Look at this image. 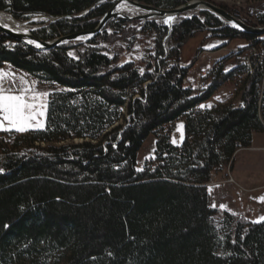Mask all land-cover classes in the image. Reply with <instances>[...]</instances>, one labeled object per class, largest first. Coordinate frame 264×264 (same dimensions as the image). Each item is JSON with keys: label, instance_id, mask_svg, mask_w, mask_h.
<instances>
[{"label": "trees", "instance_id": "obj_1", "mask_svg": "<svg viewBox=\"0 0 264 264\" xmlns=\"http://www.w3.org/2000/svg\"><path fill=\"white\" fill-rule=\"evenodd\" d=\"M132 1L174 10L193 0ZM113 6V0H0V12L18 22L58 19L35 23L33 35L44 41L95 31ZM218 7L249 27H264V17L256 23L240 9ZM146 32L155 34V55L145 72L98 47L123 40L132 50ZM204 32L243 40L255 52L248 66L229 72L233 53L216 62L204 78L211 84L196 93L186 87L195 62L184 68L181 56ZM79 47L85 49L78 58L70 57ZM5 64L63 90L49 96L46 129L15 141V147L37 145L36 152L3 149L0 264H264V224L228 213L220 219L207 188L216 172L233 169L253 135L264 134V35L235 30L209 12L170 27L111 19L87 44L47 52L0 30V67ZM243 76L239 107L201 108ZM180 121L185 138L176 147L171 137ZM150 136L155 158L139 171L137 157Z\"/></svg>", "mask_w": 264, "mask_h": 264}, {"label": "rangeland", "instance_id": "obj_2", "mask_svg": "<svg viewBox=\"0 0 264 264\" xmlns=\"http://www.w3.org/2000/svg\"><path fill=\"white\" fill-rule=\"evenodd\" d=\"M205 1V0H203ZM114 4L115 1L113 0ZM206 2L212 3L218 7V5H226L230 8H237L244 12L246 16H248L251 20L258 23L264 17V0H206ZM124 6L128 7L129 10L123 12V16L128 17H137L139 15H144L143 12L133 8L132 6H128L123 4ZM123 5H119L116 8H120ZM118 12V11H117ZM201 13V12H199ZM198 12L190 13L186 15L187 17H191L193 15H198ZM36 20L39 22H34L33 25L30 27V30H37L40 26L35 25V23H41L40 21L45 22L43 17L35 16L29 18L27 21ZM149 21H159L157 20H149ZM25 22V21H24ZM133 26L139 25L140 22H148L142 20H132ZM23 23V22H20ZM226 24V23H225ZM261 28V27H259ZM243 45V47H241ZM102 52L112 59H118L120 64L133 62L135 63L136 67L142 72L146 71L147 64L153 59L155 55V34L153 32H146V33H139L137 36V41L133 46L132 50H128L127 42L123 40H118L115 43H108V44H101L98 46ZM248 44L243 40H235V41H227L223 39H219L214 37L210 32L200 33L195 36L187 45H185L182 49V56H181V66L184 68H188L192 66L195 62L194 67L189 71L187 80H186V87L193 88L196 93L207 89L211 84V79L204 80V78L208 75L209 71L212 69L214 64L219 60L227 57L228 55L233 53V59L230 60L225 68V72H229L237 67L240 66H248L249 60L251 55H253L252 51L249 50ZM85 47H79L75 50H71L69 52V56L77 59L80 52H83ZM203 51V52H199ZM195 59H197L195 61ZM245 78L243 76L239 80L234 83H229L222 87L205 105L203 104L202 109H209V105L217 103L218 105H232L237 104L241 100V87H242V80ZM32 84L28 87L29 89H33L40 92H47L49 93L47 97V101L49 103V96L54 91H61L63 90L59 86H51L47 84H40L37 80L33 77ZM34 81V82H33ZM205 83L206 86L203 88L201 85ZM218 98V99H217ZM48 115V107L45 110V114L43 117H39V119L43 123V127H34L29 128L24 132H17L13 130H2L0 129L1 133H7L5 136L2 134L0 135V160L4 157L3 149H7L14 154H18L19 156H23L26 154L34 153L37 150V145L32 147L27 144H22L19 147H15V141L21 137V135H25L29 132L35 131H43L46 129V120ZM183 125V128L180 127ZM13 133H19L20 135H16ZM264 135V134H262ZM185 138V124L184 121L179 123L178 125L175 124V131L172 134V143L176 147H181ZM263 144L258 145L255 142L254 147L247 149V150H240L235 155V163L233 169L227 168L224 172H216L209 184L207 185L208 192L212 198V204L215 205V208H222L224 207H238L240 209L239 212H245L249 209H244V204H240L237 201L238 195L243 196L244 200L247 197H251L253 195H249L246 190L261 187V189H255L254 193L257 192V205L261 208L260 197H264V136ZM175 141V142H174ZM253 143V142H252ZM45 147V146H41ZM155 150H156V139L154 136H150L147 141L145 142L143 148L141 149L138 157H137V170H141L144 166H147L149 161H154L155 158ZM218 176V177H217ZM243 179V181L241 180ZM228 184V193L223 194L216 191V187L218 185ZM242 186V187H241ZM211 189V192L209 191ZM262 191V192H261ZM260 192V193H259ZM259 193V194H258ZM229 210V209H223ZM219 209L220 214L219 218L222 219L226 216V214H231L227 211H223ZM264 209H255L257 214H260V211ZM247 213V212H246ZM246 215V214H245ZM234 219L238 221L246 222V218L241 220L237 215L233 214ZM252 217V216H251ZM254 219V215H253ZM254 221V220H253ZM252 224V223H251ZM231 235L232 241L236 242L239 230L237 226L231 227ZM241 235H244V232H241Z\"/></svg>", "mask_w": 264, "mask_h": 264}, {"label": "water", "instance_id": "obj_3", "mask_svg": "<svg viewBox=\"0 0 264 264\" xmlns=\"http://www.w3.org/2000/svg\"><path fill=\"white\" fill-rule=\"evenodd\" d=\"M115 4L113 8L105 15V17L101 20L99 26L95 29L93 32H87V33H77L61 38H56L51 41H44L41 40L33 35L35 30H30L28 33H22L19 31H14L11 29H7L3 26L0 25V30L5 33L11 40L17 43H21L23 45H26L28 47L34 48L38 51L41 52H47L50 50H53L55 48L65 46L68 44H77V43H84L87 44L91 39L99 35L107 22L111 19H124L127 21H132V20H142V21H149V20H157L160 19L161 22H164L169 16L175 17V20L178 18H189L186 15L194 12H209L210 14L214 15L224 23H226L228 26L231 28L238 30L243 33H251V34H259V35H264V27L261 28H253L249 27L246 24L242 23L239 21L237 18L229 14L227 11L217 7L216 5L203 1V0H193L187 3L186 5H183L177 9L174 10H162V9H157L153 8L148 5L141 4L136 1L132 0H114ZM128 5L132 6L133 8L140 10L141 12L144 13V15H139L137 17H128V16H123L121 14H118L116 12V8L119 5ZM89 11L83 13L80 15V17L85 16L88 14ZM45 21H55L58 19H48L47 17H43ZM174 20V21H175ZM170 22L169 24L166 23L168 27L172 25L174 22ZM34 22H39L36 20H30V21H25L24 24L27 25V27H31ZM43 22V21H40ZM233 25H237V27H234ZM83 37V39H81ZM29 41H32L30 43ZM39 45V47H37Z\"/></svg>", "mask_w": 264, "mask_h": 264}, {"label": "snow or ice", "instance_id": "obj_4", "mask_svg": "<svg viewBox=\"0 0 264 264\" xmlns=\"http://www.w3.org/2000/svg\"><path fill=\"white\" fill-rule=\"evenodd\" d=\"M174 20L175 17L169 16L164 22L170 23ZM233 26L237 27V25ZM29 42L32 43V41ZM16 83L13 79V74L0 71V129H14L17 132H24L29 128H42L44 125L39 117L44 116L45 110L48 107L47 97L49 93L36 91L27 87L17 88ZM208 107H211V105ZM180 127L183 128V125H180ZM209 191L211 192V189ZM259 199L260 202L264 203V197H260ZM261 222H264V216H261L259 220L253 221V223ZM4 227L7 228L8 225L5 224Z\"/></svg>", "mask_w": 264, "mask_h": 264}, {"label": "crops", "instance_id": "obj_5", "mask_svg": "<svg viewBox=\"0 0 264 264\" xmlns=\"http://www.w3.org/2000/svg\"><path fill=\"white\" fill-rule=\"evenodd\" d=\"M0 71H3V72L8 73V74H13V79L17 82L16 83V87L17 88H21V87H27L28 88L30 86V84H32V79H31L32 77L29 74H27L26 72H23V71H18V70H16L15 68H13L9 64H5L4 66L0 67ZM6 79H7V77H6ZM207 103H205V105ZM181 122H183V121L177 122L176 125H178ZM263 136L264 135H257V134L253 135V143H252V146L254 147L255 142H257L258 145L263 144V139H261V138H263ZM173 145H174V143H173ZM241 180L243 181V179H241ZM228 189H229L228 184H224V185H221L220 184V185H218L216 187V191H218L220 193H223V194H227L229 192ZM255 189H261V187L252 188V189H247L246 190L247 192H249L248 193L249 195H253L250 198L247 197L244 200L243 196L238 195V197H235V198H237V201H239L240 204H244V209H249V210H246L245 212H239L238 210H235V209H240V208L234 207V206L233 207H230V208H228V207H222V208H218V209H222V210L223 209H229V210H223V211H227V212L231 213L232 215L235 214L241 220H244V218H246L247 222L252 223L254 225L264 224V222H261V223H253V220H259V218L261 216H264V210H261L260 211V214H257L255 212V209H264V203H261V208L258 207V205H257L258 201H257V197H256L255 194H257L258 191H256V193H254V190ZM253 215H254V219H253Z\"/></svg>", "mask_w": 264, "mask_h": 264}, {"label": "bare ground", "instance_id": "obj_6", "mask_svg": "<svg viewBox=\"0 0 264 264\" xmlns=\"http://www.w3.org/2000/svg\"><path fill=\"white\" fill-rule=\"evenodd\" d=\"M129 8L126 6H121L120 8H118V14H123V12L128 11ZM169 24V23H167ZM0 25L7 28V29H11L14 31H19L22 33H28L30 27H27L26 24L20 23L18 21H16L13 16L7 12H0Z\"/></svg>", "mask_w": 264, "mask_h": 264}, {"label": "built area", "instance_id": "obj_7", "mask_svg": "<svg viewBox=\"0 0 264 264\" xmlns=\"http://www.w3.org/2000/svg\"><path fill=\"white\" fill-rule=\"evenodd\" d=\"M254 50H252V53L254 54ZM251 72H252V70H251ZM203 88H205V86H206V84L205 83H203L202 85H201ZM227 105V104H226ZM241 104H240V101L237 103V104H233V107H239ZM220 107H222L221 105H218L217 103H214V104H212L211 105V107H209V109L210 110H216V109H219ZM263 124H264V120H263ZM239 152V151H238ZM151 162H152V160L151 161H149V163H148V166L151 164Z\"/></svg>", "mask_w": 264, "mask_h": 264}]
</instances>
